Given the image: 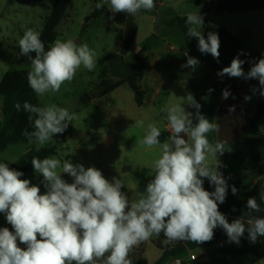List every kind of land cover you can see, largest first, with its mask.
Returning a JSON list of instances; mask_svg holds the SVG:
<instances>
[{
    "label": "clouds",
    "instance_id": "obj_1",
    "mask_svg": "<svg viewBox=\"0 0 264 264\" xmlns=\"http://www.w3.org/2000/svg\"><path fill=\"white\" fill-rule=\"evenodd\" d=\"M105 5L112 13L131 16L141 10L150 12L156 6L155 0H98L94 7L100 10ZM185 24L186 35L197 39L199 52L218 60V33L209 31L205 38L203 16L186 12ZM18 48L20 55L30 59L27 81L37 97L58 92L81 67L92 71L97 63V52L72 38H57L45 50L40 33L30 28L19 39ZM183 55L186 64L181 67L195 69L199 65L200 61L187 51ZM244 63L238 54L217 75L257 80L260 95L264 96V57L253 63L247 73ZM252 91L257 89L253 87ZM229 95L228 90H222L223 99ZM177 98L180 103L161 110L167 114L171 133L168 139L161 142L160 128L150 123L139 141L149 149L158 148L159 155L153 161V178L142 192H136L135 198L121 191L125 185L120 178L114 176L109 181L95 167L85 168L54 156L31 159L33 170L43 177L46 191L41 194L38 186L19 178L22 172L0 162V213L5 214L14 230L0 228V264H132V249L152 237L159 238L161 233L164 247L182 241L199 244L211 241L218 227L228 242L237 245L245 232L252 244L264 237V217L252 215L264 208L254 197L247 200V213L231 222L219 211L229 185L218 170L217 154L223 155L226 148L223 142L210 143L207 137L218 130V125L201 114V105L191 93ZM249 99L245 96V100ZM185 104L195 113L187 111ZM15 107L20 110L21 105ZM23 110L29 114L27 119L33 128L25 129L23 135L37 145V151L77 119V114L56 104L24 102ZM233 110L234 106L229 108ZM136 123L144 126L143 120ZM62 173L71 176L73 182L62 179ZM202 178L214 186V191L203 188ZM237 191L231 187L234 195ZM260 200L264 202V191ZM17 241L25 247L22 249Z\"/></svg>",
    "mask_w": 264,
    "mask_h": 264
},
{
    "label": "rangeland",
    "instance_id": "obj_2",
    "mask_svg": "<svg viewBox=\"0 0 264 264\" xmlns=\"http://www.w3.org/2000/svg\"><path fill=\"white\" fill-rule=\"evenodd\" d=\"M165 1L170 6L174 4L173 0ZM62 2L66 5V13L56 26V39L72 38L78 44H87L97 52V63L92 71L81 67L74 79L63 84L58 92L47 93L44 97L36 96L41 106L56 104L67 108L70 113L77 114V119L69 123L70 133L64 136L63 133L55 134L44 147L57 145L56 153L51 156L61 161L66 159L74 165L82 164L85 168L95 167L109 181L114 176L120 178L125 185L121 191L130 199L135 198L136 192H142L153 178L150 167L159 155L158 148L149 149L139 141L150 123H155L161 133L169 130L167 114L161 110L168 105L180 103L177 97H184L188 89L183 85L166 84L161 87L154 101L137 106L134 91L124 84L102 97L82 103L81 97L94 90L104 68L108 71V77L114 80L126 78L136 72L138 61L144 63L145 69L144 51L146 47L156 45L160 41L152 34L159 32L162 25L160 21L153 22L150 12L141 10L132 16L136 29L134 32L133 29L127 30L126 37L134 38L132 41L128 38L126 43L122 38L125 34L121 26L111 23L108 5H105L106 10L101 15L86 21L98 0ZM52 4L53 0H0V80L6 71L30 70V62L19 66L13 64L17 44L25 30L30 28L41 32ZM193 9L196 8L192 4L182 3L176 10L182 14ZM151 83L150 79L141 81L144 95L151 96L154 91ZM202 93L194 95L197 102L202 100L198 98ZM2 102L3 97L0 96V122L3 121ZM184 107L187 111L192 109L188 105ZM139 120L144 121L143 127L137 125ZM193 123H196L195 116ZM262 126L264 127V116L258 124V127ZM30 149H37V145L34 142L11 144L0 152V162L10 166ZM61 177L67 183L73 182V178L66 173H62ZM19 178L28 179L31 184L38 186L41 194L46 191L43 177L35 171ZM3 227L14 231L7 223L5 214L0 215V228ZM17 243L19 244V241ZM19 246L22 249L25 247L23 244ZM151 251L147 252L151 260L157 259L161 254L167 255V251L160 252L156 248ZM167 264H172V261Z\"/></svg>",
    "mask_w": 264,
    "mask_h": 264
},
{
    "label": "crops",
    "instance_id": "obj_3",
    "mask_svg": "<svg viewBox=\"0 0 264 264\" xmlns=\"http://www.w3.org/2000/svg\"><path fill=\"white\" fill-rule=\"evenodd\" d=\"M195 1L173 0L174 4L170 6L165 0H155L156 6L150 14L153 22L160 21L162 27L152 36L160 41L156 45L146 47L144 51L146 59L142 79L143 81L150 79L152 82L150 85L154 91L151 96L144 95L140 106L144 102L154 101L158 97L157 94L161 87L166 84L186 86L188 93L194 96L218 81L223 82L221 90L204 97L198 103L201 105V114L218 125L217 131L207 134L209 142L219 141L225 144L226 151L223 155L217 154L220 161L218 170L223 174L229 188L225 202L219 205V211L231 222L247 213L246 204L249 197H254L258 204L264 205L258 191L259 184L264 179V127H258L263 136L250 137L244 148L232 147V144L247 131L249 119L255 114L257 104L264 96L260 95L259 86L252 82V79L245 80L227 75L223 77L217 75L222 68L229 66L232 59L239 54L232 46L219 38L220 55L218 60L210 54H201L198 50V42L186 41L179 26L170 24L169 21L176 16L185 17V13L189 11L198 12L204 18L202 33L205 37L209 31L223 28L242 40L246 53L258 52L264 56V0H209L210 6L206 12L203 11L204 6H197ZM182 3H190L196 9L186 10L181 14L176 9ZM110 13L112 18L115 13ZM121 28L125 34V37H122L124 42L127 43L128 38L132 41L133 36L126 37L128 29H133V32L136 29L131 15ZM185 51L189 56L200 61L195 69L181 67L186 64V57L183 55ZM239 58L244 60L240 54ZM242 67L247 73L246 61ZM253 87L257 89L256 92L252 91ZM225 89L230 93L227 99L222 98V90ZM245 96H249L250 99L245 100ZM232 106H234V110L229 111ZM193 113H195V109ZM166 132L170 133L169 130ZM150 168L152 171V167ZM232 186L238 190L235 195L231 192ZM211 191H214V186L211 187ZM249 191L252 193L246 200L241 202L237 200L239 194ZM252 215L255 216V213ZM163 238L161 233L159 238L152 237L149 241L134 247L129 254L132 264H167L170 261L172 264H183V261L185 264H264V256L252 263L254 255L250 252L239 255L219 253V251L231 247L247 246L250 241L246 232L237 245L228 242L226 234L218 227L214 229V237L209 242L197 244L191 241H182L178 246L169 250L160 251L157 249L160 252L167 251V255L162 256L161 254L155 260L149 259L147 252H152V248H155L152 241ZM191 255H195L196 258L192 260ZM202 257H207L206 261L197 263Z\"/></svg>",
    "mask_w": 264,
    "mask_h": 264
},
{
    "label": "trees",
    "instance_id": "obj_4",
    "mask_svg": "<svg viewBox=\"0 0 264 264\" xmlns=\"http://www.w3.org/2000/svg\"><path fill=\"white\" fill-rule=\"evenodd\" d=\"M97 2L94 3V6ZM195 4L197 6L203 5V11L206 12L208 7L210 6L209 0H196ZM106 10V7L96 10L95 7L91 14L86 18V21L95 18L101 15ZM150 12H153L150 11ZM66 13V5L62 2V0H53V4L50 8L49 14L45 17V22L43 28L40 32V38L44 42L45 50H47L51 43L56 39V26L59 24L60 20L64 17ZM130 15L124 13H115L111 18V23L117 26H122L129 19ZM170 24H176L181 29L184 38L186 41H197L194 37H188L186 35L187 26L185 24V17L176 16L174 19L169 21ZM220 39L224 40L227 44L232 46L238 53L242 56V58L246 61V68L249 70L251 65L255 63L259 58L264 57L262 54L255 53H246L244 49V44L239 37L231 35L227 30L221 28L216 31ZM207 37V36H206ZM205 37V38H206ZM198 42V41H197ZM34 56V53L30 54ZM30 62L29 57L22 56L19 54V48L17 44L16 53L13 59V64L15 66L22 65L24 63ZM107 69L104 68L99 76V82L94 88V90L86 92L81 97V102L86 103L94 98L102 97L109 92L114 91L118 87L126 84L134 91V100L137 106H140L143 102L144 98V90L141 88V81L144 77V63L138 61V69L136 72L131 73L126 78L114 80L108 77ZM27 73L26 70H10L6 71L1 80H0V96L3 97V102L1 106V114L3 117V121L0 122V152L5 150L9 145L20 143V142H28L27 138L24 137L23 131L27 129L28 131H32L33 128L29 123L27 117L28 113L23 110L24 102L31 103L33 105H39L36 94L29 87L27 81ZM252 82L258 84L257 80L252 79ZM223 82L218 81L211 87H209L205 92L198 96L199 99H203L204 97L214 94L223 88ZM211 89V91H209ZM16 104H20V110H17L15 107ZM264 116V97L258 102L255 114L250 117L248 122V129L245 133H243L240 138L232 144L233 148L242 149L245 147L247 141L250 137L255 135L263 136V133L258 128V123L261 118ZM70 133V130L67 128L63 132V136ZM169 132H162L159 137L160 141L163 142L169 137ZM57 145L43 147L39 151L37 149H30L24 154H22L13 164L9 167L20 171L23 175L32 173L33 167L31 164V159L33 157H38L43 159L44 157H49L56 153ZM22 175V176H23ZM203 179V188L207 191H210L213 185H210L206 178ZM252 191L241 193L237 196L238 201L246 200ZM264 208V205L261 206ZM4 213H0L2 215ZM255 216L264 217V211L259 213H255ZM162 239H157L152 241L154 247L160 251L169 250L172 247L178 246L180 242H176L172 245L164 247L161 244ZM246 252L253 253V261L255 263L259 259L264 256V237H258L255 244L248 243L245 247H231L228 249H224L219 251L220 254H234L239 255Z\"/></svg>",
    "mask_w": 264,
    "mask_h": 264
},
{
    "label": "water",
    "instance_id": "obj_5",
    "mask_svg": "<svg viewBox=\"0 0 264 264\" xmlns=\"http://www.w3.org/2000/svg\"><path fill=\"white\" fill-rule=\"evenodd\" d=\"M77 42H79V41H77ZM193 110L194 109H190L189 111L190 112H193ZM185 139H187V137L186 136H184V134H181ZM258 191H259V193H261L262 191H264V179L261 181V183L259 184V187H258ZM206 259H207V257H202V258H200L198 261H197V263H202V262H204V261H206ZM173 264H178V263H173Z\"/></svg>",
    "mask_w": 264,
    "mask_h": 264
},
{
    "label": "built area",
    "instance_id": "obj_6",
    "mask_svg": "<svg viewBox=\"0 0 264 264\" xmlns=\"http://www.w3.org/2000/svg\"><path fill=\"white\" fill-rule=\"evenodd\" d=\"M190 258H191L192 260H194L196 257H195V255H191Z\"/></svg>",
    "mask_w": 264,
    "mask_h": 264
}]
</instances>
